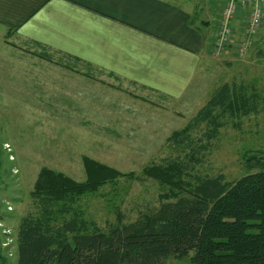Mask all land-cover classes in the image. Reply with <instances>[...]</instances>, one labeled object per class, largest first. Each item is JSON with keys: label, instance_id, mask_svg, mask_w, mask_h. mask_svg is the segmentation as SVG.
Returning <instances> with one entry per match:
<instances>
[{"label": "rangeland", "instance_id": "obj_1", "mask_svg": "<svg viewBox=\"0 0 264 264\" xmlns=\"http://www.w3.org/2000/svg\"><path fill=\"white\" fill-rule=\"evenodd\" d=\"M239 18L243 28L247 18L242 13ZM239 32H234L222 52L211 46L204 53L203 68L179 99L164 98L104 75L80 74L79 64L17 41L10 30L1 32L0 212L8 211L16 221L32 210L29 193L42 167L84 181L82 158L88 157L124 174L132 172L139 179L123 175L85 194L78 202L85 218L101 228L114 224L116 213L124 222L134 220L156 207L167 190L142 175V169L173 155L167 138L184 128L223 82L253 84L260 96L258 109L228 119L207 149L197 154L195 170L202 176L222 174L226 181L245 175L244 154L264 151V35H256L240 56L235 53ZM34 52L46 53L53 61ZM99 100L102 104L97 107ZM12 236V229L0 221V248L10 256L16 243ZM190 256L171 257L166 264H191Z\"/></svg>", "mask_w": 264, "mask_h": 264}, {"label": "trees", "instance_id": "obj_2", "mask_svg": "<svg viewBox=\"0 0 264 264\" xmlns=\"http://www.w3.org/2000/svg\"><path fill=\"white\" fill-rule=\"evenodd\" d=\"M259 100L253 84L218 85L189 123L167 138L173 155L142 169L167 190L156 207L132 221L116 213V222L101 228L78 202L123 175L139 179L134 173L88 157L82 158L81 182L42 167L29 193L32 210L17 227L16 264H166L190 253L191 264H264V151L244 154L247 173L235 181L195 170L197 154L227 120L257 112Z\"/></svg>", "mask_w": 264, "mask_h": 264}, {"label": "crops", "instance_id": "obj_3", "mask_svg": "<svg viewBox=\"0 0 264 264\" xmlns=\"http://www.w3.org/2000/svg\"><path fill=\"white\" fill-rule=\"evenodd\" d=\"M223 5L224 0H0V33L10 30L17 41L79 64L80 74L179 99L203 68ZM241 13L247 18V10ZM238 21L234 28L241 34ZM21 217L15 221V215L0 212L15 238ZM1 255L16 264V243L11 256L3 249Z\"/></svg>", "mask_w": 264, "mask_h": 264}, {"label": "built area", "instance_id": "obj_4", "mask_svg": "<svg viewBox=\"0 0 264 264\" xmlns=\"http://www.w3.org/2000/svg\"><path fill=\"white\" fill-rule=\"evenodd\" d=\"M263 7L264 0H224L218 19V30L212 44L214 50L220 53L231 44L235 32L234 21L242 10H247V22L235 47V53L243 56L255 41V36L260 33L264 35Z\"/></svg>", "mask_w": 264, "mask_h": 264}]
</instances>
